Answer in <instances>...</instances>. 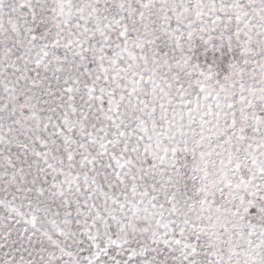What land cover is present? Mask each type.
<instances>
[{
  "label": "snow or ice",
  "instance_id": "snow-or-ice-1",
  "mask_svg": "<svg viewBox=\"0 0 264 264\" xmlns=\"http://www.w3.org/2000/svg\"><path fill=\"white\" fill-rule=\"evenodd\" d=\"M0 264H264V0H0Z\"/></svg>",
  "mask_w": 264,
  "mask_h": 264
}]
</instances>
